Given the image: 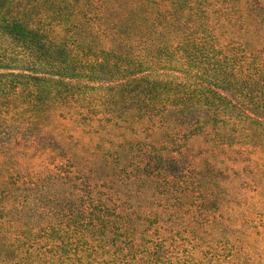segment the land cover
Here are the masks:
<instances>
[{"label":"trees","instance_id":"16d2710c","mask_svg":"<svg viewBox=\"0 0 264 264\" xmlns=\"http://www.w3.org/2000/svg\"><path fill=\"white\" fill-rule=\"evenodd\" d=\"M17 1L0 0V103L50 114L17 136L67 168L49 180L74 196L48 198L40 179L23 181L39 209L53 204L65 236L72 222L82 226L84 264H139L140 255L192 264L191 233H207L215 249L220 198L208 184L264 164V0ZM149 182L166 209L134 205L130 188ZM36 233L30 227L25 240ZM67 240L65 252L76 251ZM94 248L116 250L108 259Z\"/></svg>","mask_w":264,"mask_h":264},{"label":"rangeland","instance_id":"374dc122","mask_svg":"<svg viewBox=\"0 0 264 264\" xmlns=\"http://www.w3.org/2000/svg\"><path fill=\"white\" fill-rule=\"evenodd\" d=\"M10 1L13 0H3V5H11ZM15 2L18 1L15 0ZM67 111L61 117H64ZM49 116L45 109L35 106L23 105L19 102L0 103V143H6V150L0 147V198L4 200V205L10 207L9 211L0 209V232L6 236H0V264H84V261L89 260V256L84 253L86 247L82 245L83 241L80 239L79 233L82 232V226L72 222L66 229L67 235H63L62 219L55 214V209H52L53 204L46 205L45 211L47 210L48 215L43 217L40 213L45 211L39 209L43 204L39 207L34 201L38 195L29 186L22 185L23 181L28 182L38 178L39 186L45 189L44 193L48 198L73 196L71 191L69 194L68 186H62L61 182L55 179L49 180L50 170L58 169V167L55 168L58 163L56 157L44 151L41 146L35 147L36 144L25 140L26 137L22 139L20 134L17 136L19 130L22 132L41 128L50 120ZM64 118L69 121V117ZM70 122L73 123V121ZM63 123L67 124V120ZM97 128L98 126H95L93 131ZM55 130L64 135L72 132L66 133V130H62L61 127ZM115 134L113 132V136ZM64 146L68 153L76 150L73 146L67 144ZM90 147L86 145L85 148ZM262 159L264 160V155ZM244 165L234 167L241 172H235L227 180L219 182L217 186L207 183L208 187L212 188L213 194L220 198L218 217L212 230L217 246L213 250L207 247L211 241L207 233L203 237L199 234H187L188 242L185 250L192 252L196 258L192 264H264V164L258 167L260 172L257 168L250 172L244 168ZM65 170L67 168L62 167V171ZM59 171L60 168L57 172ZM255 181L259 184L256 185ZM255 186H258L259 191L255 190ZM131 193H135L137 202L135 201L134 205L137 204L141 211L149 212L152 209L160 210L165 207L164 200L160 201L158 190L151 182L138 191L135 186H132ZM24 200H28L25 211L22 209ZM168 202L171 203V201ZM188 207L184 205L178 210L183 213ZM194 209V213L199 214V211ZM198 220L205 222V218L202 217ZM33 221L35 224L32 223ZM16 222L17 225H15ZM178 222L182 228L190 226L183 217H179ZM152 224L153 221L150 222V225ZM30 227H34L38 233L32 240L26 241ZM55 227L60 230L58 234L50 230ZM64 239L66 241L69 239L72 242H69V246L72 244L76 251L71 248L66 253ZM198 239L201 241L199 242ZM94 243L92 241V244ZM109 248L104 251L94 248V255L97 253L109 259L116 250ZM136 252V250L131 251L130 256L135 255ZM217 255L221 256L220 261L215 259ZM139 258V264H156L144 255H140Z\"/></svg>","mask_w":264,"mask_h":264}]
</instances>
